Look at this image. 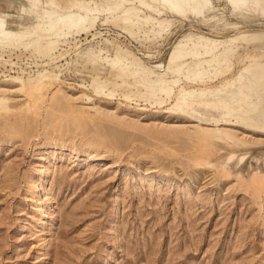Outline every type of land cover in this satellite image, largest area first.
<instances>
[{
	"label": "rangeland",
	"instance_id": "1",
	"mask_svg": "<svg viewBox=\"0 0 264 264\" xmlns=\"http://www.w3.org/2000/svg\"><path fill=\"white\" fill-rule=\"evenodd\" d=\"M203 1L0 0V264H264V13Z\"/></svg>",
	"mask_w": 264,
	"mask_h": 264
},
{
	"label": "bare ground",
	"instance_id": "2",
	"mask_svg": "<svg viewBox=\"0 0 264 264\" xmlns=\"http://www.w3.org/2000/svg\"><path fill=\"white\" fill-rule=\"evenodd\" d=\"M158 1L162 5L166 6L169 9L175 10L176 12H180L183 8L197 9L201 4H203V0H154ZM241 1V0H240ZM243 2H247L252 6H258L260 11L264 13V0H242ZM9 17L7 14H0V38L7 39L6 34V18ZM67 22L70 25H75L78 23V20H74L73 18H68ZM209 41V40H208ZM236 86L241 87L243 89H253L252 94L243 93V97L247 98L246 100L255 98L256 102L252 105L245 103L243 105L244 114L252 116L258 123L264 124V64L261 65H252L247 70L240 73L239 79L236 81ZM225 89L220 92L213 98L222 95L230 90ZM246 95H250L247 97ZM213 98L208 99L209 105L213 104ZM249 98V99H248ZM205 99V96L202 93L191 94V93H183L179 97L178 103L175 105L176 107H180V104H183L184 109L192 108L194 105H199L200 107L197 109L204 111L207 115L210 112L204 110L202 101Z\"/></svg>",
	"mask_w": 264,
	"mask_h": 264
}]
</instances>
